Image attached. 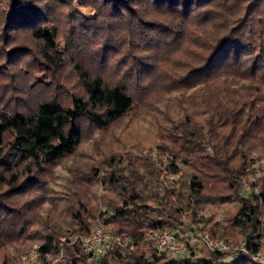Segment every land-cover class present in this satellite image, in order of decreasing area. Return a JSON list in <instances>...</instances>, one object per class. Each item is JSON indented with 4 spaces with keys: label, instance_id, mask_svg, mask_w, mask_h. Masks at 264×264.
<instances>
[{
    "label": "trees",
    "instance_id": "1",
    "mask_svg": "<svg viewBox=\"0 0 264 264\" xmlns=\"http://www.w3.org/2000/svg\"><path fill=\"white\" fill-rule=\"evenodd\" d=\"M63 1H70V11L75 3L97 10L91 17L81 13L87 32L92 21L106 23L101 41H82L92 50L88 55L79 52L81 42L69 39L58 51L49 0H8L5 12L7 24L17 19L24 27L19 31H29L41 46L44 69L67 67L75 83L65 102L41 98L29 113L0 115V264H21L31 249L45 262L62 253L57 264H223L221 254L168 263L144 240L147 229L182 227L184 216L195 211L209 215L203 231L216 239L241 237L252 253L262 249L264 169L250 193L242 195L239 188L248 158L264 156V0ZM95 54L102 71L93 68ZM112 66L114 79L103 74ZM151 90L167 94L163 102H181L159 129L155 154L121 151L96 163L87 181L94 186L90 199L30 220L15 199L32 194L46 168L74 155L83 123L108 130L146 104ZM193 96L201 98L199 107L189 109L181 99ZM80 170L71 172L79 175L76 180ZM233 201L238 205L229 208ZM222 206L225 219L216 220ZM99 224L132 236L134 246L91 258L72 241ZM235 264L252 263L242 258Z\"/></svg>",
    "mask_w": 264,
    "mask_h": 264
},
{
    "label": "rangeland",
    "instance_id": "2",
    "mask_svg": "<svg viewBox=\"0 0 264 264\" xmlns=\"http://www.w3.org/2000/svg\"><path fill=\"white\" fill-rule=\"evenodd\" d=\"M48 5L50 6V10H48L50 22L58 28V51L64 48V43L69 39L74 42H81L79 45L81 54L83 51L86 52V55L92 52L91 49L83 46L82 41L91 42L99 38L101 41L105 32L100 30V26L103 28L106 23L94 25L92 21L90 24L91 31L87 32L80 24L83 21L81 13L91 17V14L97 10L93 12L90 6L79 8L75 3L70 11V1L64 2L63 0H53L52 3L49 0ZM2 8L4 9L3 12L1 11ZM8 8V0H0V115L2 113L12 114L15 111L29 113L41 98L52 99L56 97L62 102L67 101L69 98L67 88L72 90L75 83L69 69L63 67L61 70L50 72L45 70L42 64L41 46L29 39V31H19L24 27L17 25V19L11 24H7L5 21V12ZM30 13L33 11L31 10ZM99 20L102 21L101 17ZM70 21L75 25L70 24ZM73 26L76 29L75 33L72 32ZM81 32L85 35H81ZM99 58L97 54L94 55L93 68L102 71L105 66ZM115 69L116 67L112 66L103 73L104 76L114 79L115 77L113 78L111 75H115ZM157 80L163 81L162 78ZM144 98L146 104H140L141 107L131 110L125 119L113 124L108 130L98 129L87 122L83 123L82 143L74 155L65 159L62 164L46 168L44 174L37 181L36 185L40 186L32 194L29 193L27 196L15 199L19 203L18 207L26 211L25 214L30 220L36 221L37 219L38 221L39 218L41 221L46 214H53L56 207L77 205L79 201L85 202L86 199H90V192L94 186H90L87 181L90 179V171L96 163L99 166L101 163H105V159H110L121 151L135 156L148 153L155 154L156 137L158 133H161L159 129L172 121L181 102H163L168 98V95L163 91L154 92L151 90L145 94ZM197 99L201 100L198 96H193L181 99V101L185 107L193 109L199 107V100ZM157 125L158 128H156ZM229 130L230 128H228ZM136 144L140 145L141 148H132ZM229 148L231 146H228ZM160 160L165 162V158H160ZM263 160L264 156L257 153H253L248 158L249 166H246L245 169V173L248 174L247 178H250L251 175L259 176L261 169H264L261 163ZM254 163L257 164L253 166ZM74 167H80V171L83 173L79 180H76L79 175L71 174ZM24 179L22 178V180ZM239 192L242 194L241 187ZM236 205H238L236 201L228 203L229 208ZM224 207L226 206H222L216 220L225 219ZM195 212L192 215L184 216L183 228L190 227V220L194 223L197 222ZM204 214L209 217L207 213L204 212ZM239 239L241 237L237 238L234 243H237ZM69 244L67 243V245ZM200 254L199 252L198 256ZM62 256L63 254L56 258L49 257L47 262L48 264H57ZM193 262L197 263L198 261Z\"/></svg>",
    "mask_w": 264,
    "mask_h": 264
},
{
    "label": "built area",
    "instance_id": "3",
    "mask_svg": "<svg viewBox=\"0 0 264 264\" xmlns=\"http://www.w3.org/2000/svg\"><path fill=\"white\" fill-rule=\"evenodd\" d=\"M264 166V160L261 162ZM253 164V163H252ZM254 163L253 166H255ZM259 176H251L243 180L240 187L242 195L251 192V184L256 183ZM197 222L190 220V227L176 229H147L144 240L149 246L162 254L166 262L207 261L211 256L221 254L225 258L223 264H235L242 258H247L252 264H264V246L256 253L247 249L244 238L237 243L216 239L204 232L210 219L202 212H195ZM132 236L118 235L111 227L97 225L89 235L76 236L72 243H77L82 250L93 259L104 257L114 248L127 249L134 246ZM201 253L199 256V252ZM62 254V253H61ZM36 249H31L21 264H48Z\"/></svg>",
    "mask_w": 264,
    "mask_h": 264
}]
</instances>
